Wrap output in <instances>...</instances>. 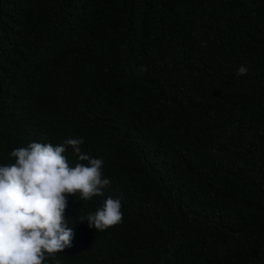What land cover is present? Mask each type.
Listing matches in <instances>:
<instances>
[{
  "label": "trees",
  "instance_id": "obj_1",
  "mask_svg": "<svg viewBox=\"0 0 264 264\" xmlns=\"http://www.w3.org/2000/svg\"><path fill=\"white\" fill-rule=\"evenodd\" d=\"M68 138L110 184L61 264H264V0H0V165Z\"/></svg>",
  "mask_w": 264,
  "mask_h": 264
},
{
  "label": "clouds",
  "instance_id": "obj_2",
  "mask_svg": "<svg viewBox=\"0 0 264 264\" xmlns=\"http://www.w3.org/2000/svg\"><path fill=\"white\" fill-rule=\"evenodd\" d=\"M147 71L140 66L138 72ZM240 66L237 75H246ZM82 139L62 143L31 142L10 152L13 163L0 165V264H61L56 254L73 247L75 230L65 212L69 198L88 201L102 196L110 180L103 178V161L81 150ZM77 157L70 166L65 153ZM120 199L109 196L80 222L103 231L122 221Z\"/></svg>",
  "mask_w": 264,
  "mask_h": 264
}]
</instances>
